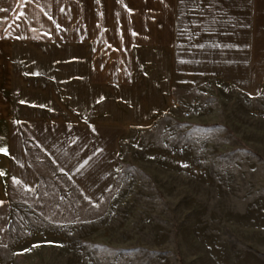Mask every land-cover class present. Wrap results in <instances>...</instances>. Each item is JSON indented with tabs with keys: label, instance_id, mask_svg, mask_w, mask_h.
Here are the masks:
<instances>
[{
	"label": "crops",
	"instance_id": "crops-1",
	"mask_svg": "<svg viewBox=\"0 0 264 264\" xmlns=\"http://www.w3.org/2000/svg\"><path fill=\"white\" fill-rule=\"evenodd\" d=\"M210 80L261 91L264 0H0V201L39 187L36 151L101 200L133 131Z\"/></svg>",
	"mask_w": 264,
	"mask_h": 264
},
{
	"label": "rangeland",
	"instance_id": "rangeland-1",
	"mask_svg": "<svg viewBox=\"0 0 264 264\" xmlns=\"http://www.w3.org/2000/svg\"><path fill=\"white\" fill-rule=\"evenodd\" d=\"M239 81L178 92L169 116L136 128L99 201L36 151L39 187L0 204V264H264V85Z\"/></svg>",
	"mask_w": 264,
	"mask_h": 264
},
{
	"label": "snow or ice",
	"instance_id": "snow-or-ice-1",
	"mask_svg": "<svg viewBox=\"0 0 264 264\" xmlns=\"http://www.w3.org/2000/svg\"><path fill=\"white\" fill-rule=\"evenodd\" d=\"M0 151H6V150H4V149H0ZM0 203H3L2 201H0Z\"/></svg>",
	"mask_w": 264,
	"mask_h": 264
},
{
	"label": "built area",
	"instance_id": "built-area-1",
	"mask_svg": "<svg viewBox=\"0 0 264 264\" xmlns=\"http://www.w3.org/2000/svg\"><path fill=\"white\" fill-rule=\"evenodd\" d=\"M186 116L188 117V116H189V114H188V113H186Z\"/></svg>",
	"mask_w": 264,
	"mask_h": 264
}]
</instances>
